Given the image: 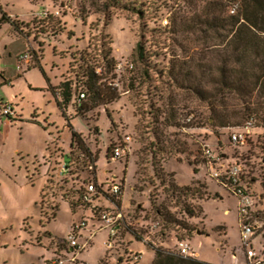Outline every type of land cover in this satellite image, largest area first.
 Returning a JSON list of instances; mask_svg holds the SVG:
<instances>
[{"label":"rangeland","instance_id":"1","mask_svg":"<svg viewBox=\"0 0 264 264\" xmlns=\"http://www.w3.org/2000/svg\"><path fill=\"white\" fill-rule=\"evenodd\" d=\"M208 1L215 0H0L15 22L11 33L10 23L0 25V86L4 77L17 78L0 87V264H57L60 258L68 264L72 257L73 264H119L120 259L126 264L135 251L144 253L139 264H150L155 254L129 237L131 230L167 250H176V238L187 240L193 251L190 257L208 264L244 263L239 201L211 179L204 149L239 159L252 177L260 175L264 110H256L255 97L250 105L216 99V88L207 82L218 76L215 64L202 72L194 70V63L212 56L206 52L207 44L219 42L212 32L190 30L197 14L205 17ZM28 37L33 39L27 50L32 60L25 66L31 69L20 72L13 52L20 47L17 42ZM11 43L17 44L11 47ZM139 43L144 59L138 55ZM109 48L116 64L112 69L103 61ZM37 62L41 69L35 68ZM91 69L99 76L103 73L100 84L117 89L119 95L115 102L79 116L83 101L74 96L67 108L72 127L99 157L92 168L76 149L68 161L71 132L55 99L50 104L47 94L52 96L48 91L52 87L59 96L60 85L68 81L74 90H81L84 74ZM191 71L202 81L203 98L187 86ZM2 106H12L18 116H4ZM34 107L41 110V117L43 111L51 114L45 123L41 119L48 131L29 122ZM252 115L253 141L244 149L234 148L228 129L242 126ZM125 136L132 138L131 152L113 160L112 150ZM170 174L179 186L195 190L187 198H173L167 188ZM94 178L123 186L120 209L130 225L112 250L106 246L111 231L101 227L94 211L100 203L107 207L106 201L100 199L90 207L77 203L83 186ZM199 183L205 185L202 194L192 196ZM152 195L164 212L194 232L165 225L151 207ZM184 205L196 211L201 207L204 213L190 218ZM82 221L86 229L75 232ZM71 235L80 246L88 242L73 256Z\"/></svg>","mask_w":264,"mask_h":264},{"label":"trees","instance_id":"2","mask_svg":"<svg viewBox=\"0 0 264 264\" xmlns=\"http://www.w3.org/2000/svg\"><path fill=\"white\" fill-rule=\"evenodd\" d=\"M235 2H239L240 5L238 13L235 15H230L227 11L228 14L226 15L225 11L232 3ZM203 10L206 12L205 17H202L201 14H197V16H195V19L191 21L192 27L190 30H192L193 34H199L201 32L208 34L212 32L216 35L215 39L218 38L219 42L215 44H207L205 48L206 52L212 54V56H210V59H206L204 57V59H202L201 61L194 63V70H199L202 72L203 69L207 66H212V64H215L218 76L216 77L215 81L208 80L207 82H209V84L213 85L216 88V99L220 98L219 100L223 101V103L237 100L242 102L244 105H250L251 100H253L255 97L257 99V101L254 103L256 110H264V0L208 1L204 5ZM0 13V25L4 23H10L12 27H15V22L11 20V17L8 16V14L3 10L1 6ZM138 55L140 59H144V50L140 43L138 44ZM103 61L106 63V66L111 69L116 67L115 59L111 56L110 48L107 49V52L103 56ZM36 67L41 69L39 62H37L35 68ZM212 70L213 69H211L210 74H212ZM195 71H191V73L188 74L187 86L193 93H195L200 98H203L202 94L204 92V87L202 81L197 78L198 76L195 74ZM101 74L103 75V73ZM102 75H97L95 69L88 70L84 74L86 83L83 84L81 90H74L71 83L68 81L60 85L59 96L54 91V88H48V91L55 99L56 106L61 113V116L66 121L67 126L71 132V148L68 155V161L71 162L73 160L72 155L76 149L80 152V155L84 156L86 162H89V166L91 168L98 162L99 157L98 155L93 154L91 150L85 145L81 133L77 132V130L72 127L71 119L69 118V116H67L66 112L74 96L78 101L84 102V105H81L79 110L77 111L78 116L83 111L89 112L96 107L115 102L119 99L117 89L110 88L106 85H103L102 83L100 84V81L103 79ZM174 81L176 83L179 82L177 75H174ZM82 93L85 94L84 99H81L80 97ZM212 112L214 114H217V109L213 108ZM252 117L256 120L253 115L248 119ZM35 118L36 114L33 113L29 122L41 125L44 130L48 131L47 126H44ZM255 130L256 125L254 131ZM253 133L249 144H251V142L253 141ZM109 149L110 148H108V150ZM262 161L264 162V158H262ZM188 164L192 166L190 162ZM198 172L199 171L197 169H194V173L197 174ZM169 177L171 179L167 188H169L168 190L173 198L177 200L181 198H187L189 196V193L192 190H195L189 186H179L177 182L173 181V178L175 177L174 174H170ZM161 181L162 183H165V180L162 179ZM92 183H97L96 178L85 184L83 186V189H81V193L79 195L80 197L77 202L80 203V206L90 207L95 201H99L100 199H102V201L105 200L107 203V207H103L100 203L94 209L98 217L100 211H102L103 208L109 210L112 205L121 208L120 198L117 199L110 196L108 193H103L100 191H98L93 195V197H91L90 202H86L84 200L86 186ZM203 187L205 188V185L199 183V188L196 189V192L193 191L195 193H193L192 196H195L196 193L201 195V188ZM149 202L152 209L156 211V215L163 220L165 225L177 224L188 233L194 232L192 227H190L187 223L176 221L173 215H171L167 211L164 212L162 206L157 205L154 201L153 195L150 196ZM73 207L74 205L72 204V208ZM183 210L190 218L199 217L204 213L201 207L196 211L195 207H193L192 205H184ZM145 222L146 224L149 223V221L147 220ZM128 227L129 225L126 226L123 230L125 231ZM124 231H121L120 235ZM145 232V236L150 237L148 231ZM128 235L133 240H135V242L142 241L143 246L154 252L155 258L152 264H208L193 257H185L181 255L177 251V249L175 251L171 249L167 250L163 247L152 245L151 243L146 241L144 239V236H142L138 231L131 230ZM176 240H181V238H176ZM71 250L72 248L70 247L69 251ZM141 255L142 253L139 251L130 253L124 262L126 264H139L141 263L142 257L140 259H135V257H139ZM118 263L123 264L121 259Z\"/></svg>","mask_w":264,"mask_h":264},{"label":"built area","instance_id":"3","mask_svg":"<svg viewBox=\"0 0 264 264\" xmlns=\"http://www.w3.org/2000/svg\"><path fill=\"white\" fill-rule=\"evenodd\" d=\"M63 1V0H58ZM239 2L232 3L228 12L230 15H235L239 10ZM59 15V12H56ZM32 60L31 54L27 51L21 53L17 57V70L23 71L25 63ZM122 65H119L121 68ZM132 68V66H131ZM81 99L85 98V94L80 95ZM2 113L9 118L16 117V113L12 106H2ZM256 120L252 117L248 119L242 126L230 128L228 140L231 146L236 149H244L249 147V141L254 132ZM132 138L125 136L122 142L114 146L112 150V159L121 160L131 152ZM207 165L209 168V176L215 180L223 189L236 196L239 201L238 216L241 234L242 248L245 255L243 264H264V172L260 175L255 174L251 176V172L245 170V166L239 162V159H234L225 154H214L210 149H204ZM238 160V161H237ZM260 166L264 168V162L261 160ZM65 168V166L63 167ZM64 170V169H63ZM61 171V174L64 171ZM264 171V169H263ZM108 185L104 182H97L88 184L84 200L91 201V197L98 191L108 193L110 196L120 198L122 195V185L115 184ZM99 221L101 227L110 229V240L106 246L112 250L115 243H117L120 232L130 223L125 214L115 205L108 210L100 211ZM146 223V222H144ZM87 223L82 221L81 224L75 226V232L85 230ZM155 225L153 226V228ZM147 228V227H146ZM76 234V233H75ZM94 237L91 233L90 238ZM148 240V239H147ZM86 244L80 246L75 235L69 238V246L72 248L70 253L72 256L76 251L85 249ZM177 251L185 256H193L192 248L187 240H178L176 245ZM141 256L135 257L140 259ZM75 259L72 257L68 264H73ZM57 264H64L63 259H57Z\"/></svg>","mask_w":264,"mask_h":264},{"label":"crops","instance_id":"4","mask_svg":"<svg viewBox=\"0 0 264 264\" xmlns=\"http://www.w3.org/2000/svg\"><path fill=\"white\" fill-rule=\"evenodd\" d=\"M9 16V15H8ZM10 17V16H9ZM30 18H28L27 20H29ZM4 24H8V23H4ZM11 27V31H9L10 33L11 32H13L14 31V29H13V27L12 26H10ZM25 42V43H24ZM18 44H20V47H17L16 48V50H15V52H13V57L14 58H16V60H17V57L21 54V53H25V51L27 52V50L31 47H33V39H30V37H28V38H22V40H19V42H17ZM17 43H11V47H14ZM5 51L7 52V53H9L8 52V48H5ZM10 56L12 55L11 53L9 54ZM13 57H10V58H13ZM0 59H1V56H0ZM24 68H23V71L25 70V69H28V70H30L31 68H29V67H27V65L25 66H23ZM22 71V72H23ZM3 75L5 74V72L3 71V73H2ZM19 78V77H18ZM17 78H15V77H12V78H6V77H4V83H8V84H4V85H1L0 87L2 88V87H7V86H9V85H11L12 83H13V81H15ZM48 94V97L51 99V102H50V104L51 103H53L54 104V102H52V99L54 100V98L51 96V95H49V93H47ZM15 111V110H14ZM40 109L39 108H35L34 107V111L32 112V111H30V112H32V113H35L36 114V120L38 121V122H40L41 123V119L42 118H44V120H42L43 121V123H45L48 119H47V112H42V117H41V115H40ZM15 113H16V115L18 116V114H17V112L15 111ZM49 115V114H48ZM30 116H32V114L30 115ZM49 116H51V114L49 115ZM23 117V116H22ZM146 250H148V251H151V250H149L148 248H146ZM151 252H153V251H151ZM154 253V252H153ZM141 257H142V260H141V262L143 261V259H144V253H142V255H141ZM154 258H155V255H154ZM154 258H153V260H154ZM153 260L150 262V264H152V262H153Z\"/></svg>","mask_w":264,"mask_h":264},{"label":"water","instance_id":"5","mask_svg":"<svg viewBox=\"0 0 264 264\" xmlns=\"http://www.w3.org/2000/svg\"><path fill=\"white\" fill-rule=\"evenodd\" d=\"M198 234H200V235H201L202 233H201V232H198Z\"/></svg>","mask_w":264,"mask_h":264}]
</instances>
